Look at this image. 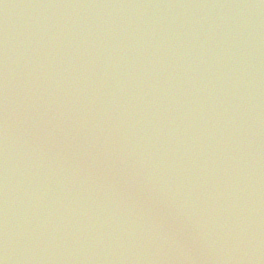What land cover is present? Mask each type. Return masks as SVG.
<instances>
[{
  "label": "water",
  "instance_id": "1",
  "mask_svg": "<svg viewBox=\"0 0 264 264\" xmlns=\"http://www.w3.org/2000/svg\"><path fill=\"white\" fill-rule=\"evenodd\" d=\"M0 264H264V0H0Z\"/></svg>",
  "mask_w": 264,
  "mask_h": 264
}]
</instances>
